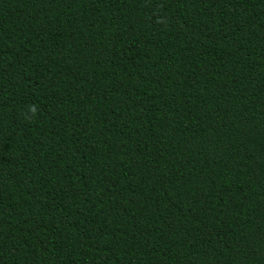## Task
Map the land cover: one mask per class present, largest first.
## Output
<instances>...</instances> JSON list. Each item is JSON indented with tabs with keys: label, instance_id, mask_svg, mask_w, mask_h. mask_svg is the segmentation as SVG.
<instances>
[{
	"label": "trees",
	"instance_id": "1",
	"mask_svg": "<svg viewBox=\"0 0 264 264\" xmlns=\"http://www.w3.org/2000/svg\"><path fill=\"white\" fill-rule=\"evenodd\" d=\"M0 264H264V0H0Z\"/></svg>",
	"mask_w": 264,
	"mask_h": 264
}]
</instances>
